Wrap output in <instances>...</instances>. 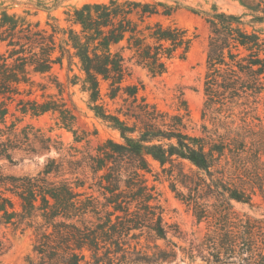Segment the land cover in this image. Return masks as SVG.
<instances>
[{
    "label": "trees",
    "instance_id": "1",
    "mask_svg": "<svg viewBox=\"0 0 264 264\" xmlns=\"http://www.w3.org/2000/svg\"><path fill=\"white\" fill-rule=\"evenodd\" d=\"M240 2L252 15L250 20L217 6L210 10L185 6L202 14L210 29L207 107L224 103L227 92L233 98L263 87L264 58L257 50L264 42L254 24L264 23V0ZM38 6L51 11L41 1ZM179 7L163 1L86 2L65 12L66 25L50 13L47 27H40V21L20 19L6 8L0 13V43L9 38L7 45L13 48L8 55L0 53V121L5 123L14 114V106L25 115L57 112L62 123L71 127L78 110L71 94L68 99L56 98L43 82L48 78L62 95L65 89L53 69L67 58L70 71L76 64L84 74L90 108L122 139H108L90 157L89 165L103 189L102 203L79 190L85 183L78 177L75 181L59 178L61 164L54 159L37 175H8L0 164V226L33 228L38 253L51 264H79L84 250L95 256L101 244L123 250L124 237L144 226L161 237L166 235L162 212L156 211L160 206L150 204L158 199L152 193L155 186L149 187L145 178L152 171L149 158L163 168L177 159L191 165L186 172L184 164H179L180 181L188 194L178 196L191 205L199 221H210L212 228L199 245L213 249L215 263L264 264V217L240 214L233 204H252L255 194L264 197V123L223 122L224 132L216 128L207 135H191L183 116L160 109L140 94L143 85H124L132 76L133 60L160 75L174 60L187 56L192 43L187 30L157 19L172 17ZM77 78L74 75L69 83L75 84ZM102 81L108 83L106 95L111 100L122 98L116 112L104 101ZM10 127L8 137H0V159L15 164L16 149L35 153L38 148L28 133L18 132L16 123ZM35 138L40 149H50L49 138ZM68 164L71 173L82 166L77 159ZM102 170L105 173L99 174ZM135 201L137 208L131 209ZM9 249L8 239L0 235V264ZM160 253L162 260L176 258L173 250Z\"/></svg>",
    "mask_w": 264,
    "mask_h": 264
},
{
    "label": "rangeland",
    "instance_id": "2",
    "mask_svg": "<svg viewBox=\"0 0 264 264\" xmlns=\"http://www.w3.org/2000/svg\"><path fill=\"white\" fill-rule=\"evenodd\" d=\"M0 0V13L7 9L8 13L16 14L20 19L27 22L40 21V27H47L49 14L60 19L61 25H66L65 12L86 2L108 1V0ZM51 7V11L40 8L39 2ZM163 1L169 5H182L172 17H158L164 24H177L187 30L188 36L192 38L189 52L185 58L174 60L167 72L154 75L142 64L133 60L132 76L128 83L143 85L140 94L145 96L150 103L157 105L160 109L172 114H180L186 125V131L191 135H207L214 129L224 132L221 127L223 122L234 121L235 125L244 123H264V79L263 87L260 90H248L247 93H240L239 96L230 98L228 92L222 100L224 103L212 104L207 107V95L205 93V81L208 73L207 49L210 29L204 16L193 12L190 8L210 10L213 6L227 12L243 15L245 20L252 18L248 9L243 6L240 0H143ZM53 22V21H51ZM249 31L253 27L247 26ZM254 28L261 35V42H264V23L254 24ZM17 39V37H15ZM7 40L0 43V53H8L13 49L8 46ZM248 52H245V54ZM259 57L264 58V43L257 50ZM73 70H69L67 58H64L63 65L56 64L53 72L62 83L65 91L62 95L49 79L43 80L48 84L47 92L54 94L56 98L64 97L71 99L78 107L76 119L71 127L65 126L59 113L49 112L40 116L31 113L23 114L12 107L13 115L10 114L7 121H0V137L6 139L12 123H16L18 132L25 131L38 148L35 153H26L16 149L13 152L15 164L7 159H0L2 171L8 175H37L41 173L50 160L61 164L58 170V177H68L75 181L77 177L85 183L79 188L80 191L93 194L99 202H105L101 194L103 189L98 185V178L91 169L90 157L98 153L99 147L106 144L108 139L121 141L118 130L109 126L103 119L97 117L90 108V91L85 82L83 72L78 65L73 64ZM77 75L76 83H69L70 79ZM40 81L39 76L34 77ZM104 101L111 111L116 112L122 104V98L111 100L106 93L108 83L101 82ZM39 93V92H38ZM102 100H99L101 102ZM246 121V122H245ZM49 138L51 147L49 150L40 149L39 142L35 138ZM12 137V136H11ZM71 159L80 160L82 166L76 173L69 172L68 161ZM150 159L152 171L145 173L147 185L155 186L152 193L157 196L156 201L150 204H158L157 212H162L163 224L167 227L164 237L159 236L156 231L148 226L134 229L130 235L124 237V249L118 250L116 246L103 247L93 256V251L84 250L85 258L79 264H217L211 255L213 249L203 247L199 244L204 240L207 232L211 230L209 220L199 221L193 213L191 205L188 206L178 193L188 194L187 189L181 183L180 162L184 169L189 172L191 165L187 161L175 160L167 163L164 168L158 161ZM105 173L104 170L99 174ZM52 175H55L52 174ZM106 184V182H104ZM121 189L124 184L120 183ZM234 209L240 214H249L255 217H264V197L260 194L253 196L252 204L233 202ZM137 201L131 205V209L137 208ZM140 204L139 206H141ZM112 210V207H109ZM119 213V212H118ZM89 218H93L89 216ZM95 220V217L93 218ZM115 220V215L112 216ZM178 231L179 233H176ZM0 235H5L10 245L9 251L3 256L4 264H51L50 260L42 259L38 253V237L33 228L24 225L15 227L0 226ZM134 236V237H133ZM108 249L110 252L108 253ZM160 250L175 251L176 258L162 260ZM43 260V261H42ZM236 264V263H234Z\"/></svg>",
    "mask_w": 264,
    "mask_h": 264
}]
</instances>
